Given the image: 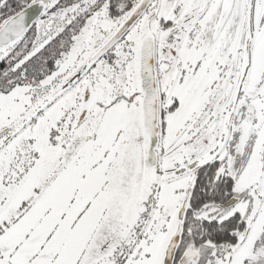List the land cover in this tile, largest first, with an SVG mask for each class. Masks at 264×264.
<instances>
[{
    "label": "rangeland",
    "instance_id": "1",
    "mask_svg": "<svg viewBox=\"0 0 264 264\" xmlns=\"http://www.w3.org/2000/svg\"><path fill=\"white\" fill-rule=\"evenodd\" d=\"M258 6L252 26L244 32V38L251 41L250 53L240 52L242 67L249 65L245 81L250 87L260 81L264 69V1ZM87 38L85 33L59 70L43 83L72 64ZM40 89L34 81L0 93V132L6 127L10 133L5 140L0 138V264H162L180 201L191 181V149H186L183 139L172 140L164 152L161 145L162 172H146L134 112L127 107L104 117L99 136L68 159L40 197L45 196L12 224L18 201L35 184L41 168L49 165L51 169V162L56 161L41 131L43 119L52 116L54 120L57 111L47 109L50 93L45 98ZM121 126L124 133L115 142ZM255 126L227 160L241 200L219 217L221 221L240 213L247 230L238 234L236 245L230 248L205 243L200 261L194 264H264V123ZM246 147L252 153L246 154ZM32 149L37 156L28 175L17 185L4 182L13 158L29 157ZM212 156L204 150L195 163L199 166Z\"/></svg>",
    "mask_w": 264,
    "mask_h": 264
},
{
    "label": "flooded vegetation",
    "instance_id": "2",
    "mask_svg": "<svg viewBox=\"0 0 264 264\" xmlns=\"http://www.w3.org/2000/svg\"><path fill=\"white\" fill-rule=\"evenodd\" d=\"M139 1L57 0L53 6L46 9L33 25L36 27L39 41L43 42L52 34H62L67 25H72L76 29V34L71 37L70 51L57 60V68L52 72L53 74L59 70L62 61L67 58L75 45L80 43L85 33L88 38L84 41L85 43L83 42V49L63 73L53 77L47 83L43 81L49 75L37 81L39 89L41 88L40 94L46 98L48 93L55 90L68 74L101 46L104 39L117 28L125 14ZM263 1L152 0L125 36L105 53L71 89L47 104V109L56 110L57 113L54 120L52 116L43 119L41 135L49 140L48 144L52 146L50 153H53L56 161L51 162L54 164L51 169L49 165L41 168L35 184L18 201L19 206L11 219L12 224L19 220L38 199L45 196L40 197L51 184L53 180L51 176L59 164L62 161H64L63 165L68 163L70 157H74L82 147L90 144L89 141L99 136L105 125L104 117L107 114L124 107L135 112L141 93L138 70L133 65L132 48L135 41L139 42L142 38L140 33L143 29H151L156 36L155 54L162 125V152L174 139L175 141L183 139L186 149L188 151L191 149L189 160L193 171L187 193L193 178L198 176L201 172L198 170L203 166L208 167V174H213L214 185L220 184L221 181L234 180L230 197L226 201L213 205L210 207L211 212H205L202 215L207 218L212 214L219 220L223 210L230 207H223L227 201L233 197L238 201L241 200L235 191V178L230 172L228 157L234 156L235 147L238 142L240 144L242 137L251 136L253 130H256L255 125L264 123V69L260 81L250 87L245 81L249 74V65L242 67L240 60L241 51L250 53L251 41L244 38V32L250 29H247L248 25L252 26L254 22L253 16L260 8L258 2L262 4ZM4 2L6 3L7 0ZM12 4L10 0L9 5ZM50 32L51 34L47 36ZM86 86L89 87L90 94H94V98L100 99L98 101L95 99L96 104L84 121L77 125L82 95ZM47 101L48 99L46 103ZM2 131L5 132L1 140H5L9 137V128L5 127ZM122 133H124L123 126L116 133L115 142L121 140ZM42 136L39 141L43 143L45 139ZM244 149L246 154L252 153L251 148ZM204 150H210L213 156L207 162L197 166L195 162ZM36 156L33 149L29 157L15 156L3 181L6 183L13 181L17 185L28 175V170L34 162L33 158ZM100 162L101 160L98 164ZM157 169L158 172H162L161 164ZM101 180L102 176L99 177L96 187L100 185ZM222 188L225 190L221 185ZM221 189L216 188V193L220 194ZM239 215L245 222V227L239 231L240 233L246 231L247 226L246 220L240 213ZM52 229L55 233L53 226ZM204 245L195 246L188 243L182 252L177 250L174 264H182L181 259L184 255L191 258L184 264L198 263L200 250ZM235 245L221 246L230 248Z\"/></svg>",
    "mask_w": 264,
    "mask_h": 264
},
{
    "label": "water",
    "instance_id": "3",
    "mask_svg": "<svg viewBox=\"0 0 264 264\" xmlns=\"http://www.w3.org/2000/svg\"><path fill=\"white\" fill-rule=\"evenodd\" d=\"M57 0H33L27 6L6 18L0 24V52H4V58L7 56L27 34L30 28L41 18L46 9L54 5ZM152 0H140L129 12H127L122 21L112 33L104 39L100 47H98L83 63L72 71L63 82L52 90L48 96L47 104L53 102L55 98L64 94L71 89L85 73L105 54L107 53L129 30L134 26L138 19L143 15L146 8ZM142 37V38H141ZM139 42L135 41L133 46L134 59L133 65L138 70L140 81V99L138 106L135 107L134 122L136 131L139 134L137 142L138 147L142 150L143 168L146 172L158 170L162 145L161 141V119L159 107V88L157 82L156 70V36L151 29H143L140 33ZM0 59V60H1ZM100 98H94V94H90L89 87H85L81 106L77 118V125L82 123L87 117L92 107ZM5 131L0 132V138ZM264 161V149L262 153ZM62 161L57 170L52 174L51 179L56 176L60 169L63 168ZM238 202L233 197L227 201L223 207H229ZM188 205V193L180 201V207L177 211L175 230L172 232L169 242L165 248L162 264H174L178 246L181 239L182 223L185 217ZM106 244L103 249L107 248ZM194 258V257H193ZM190 257L184 255L181 263H186Z\"/></svg>",
    "mask_w": 264,
    "mask_h": 264
},
{
    "label": "trees",
    "instance_id": "4",
    "mask_svg": "<svg viewBox=\"0 0 264 264\" xmlns=\"http://www.w3.org/2000/svg\"><path fill=\"white\" fill-rule=\"evenodd\" d=\"M9 1L0 0V24L32 0H11L12 5ZM75 31L72 25H67L62 34H52L42 42L36 27L32 26L18 45L0 60V93L10 91L16 84L38 81L51 75L57 68V60L70 51ZM207 168L203 166L198 170L201 172L193 178L189 189L178 252H182L188 243L195 246L205 243L212 246L235 245L239 231L245 227L239 213L221 221L212 214L207 218L202 216L213 205L226 201L234 186L233 179L219 182L225 190L220 184L214 185L213 174H208ZM216 188L221 189L220 194L216 193Z\"/></svg>",
    "mask_w": 264,
    "mask_h": 264
}]
</instances>
